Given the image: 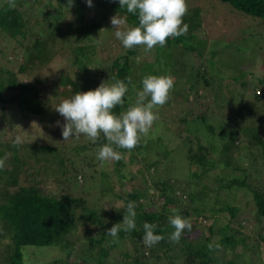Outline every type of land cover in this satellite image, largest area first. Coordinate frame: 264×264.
<instances>
[{
    "label": "trees",
    "instance_id": "16d2710c",
    "mask_svg": "<svg viewBox=\"0 0 264 264\" xmlns=\"http://www.w3.org/2000/svg\"><path fill=\"white\" fill-rule=\"evenodd\" d=\"M220 1L251 17L252 23L257 26L264 25V0ZM67 3L68 0H16V7L10 8L7 0H0V123L6 120L11 109H19L24 118L47 116L55 104L63 101L60 100L62 95L69 99L77 92L96 89L102 82L111 86L117 80H124L128 84L124 105H117L113 109L119 115L135 104L136 92L142 90L141 81L145 76L170 75L176 79V85L178 79L183 81L170 92L167 102V108L181 115L178 119L179 135L186 133V140L191 143L188 133L191 125H197L199 119L205 129L216 133L217 129L208 122L211 117L209 110L205 109L208 106H205V101L201 102L206 98L200 94L201 89L208 92L207 89L213 88V78L218 76L213 73L215 67L208 72L201 61H192L185 66L188 69L184 77L178 74V65L184 63L178 51L180 44L183 37H192L196 32L191 25L194 19L190 10L183 17V24L188 26L186 34L177 37L175 42L173 37L167 40L165 52L171 53L163 55L157 45L154 48L155 60L145 58V64H138L140 53L146 47L125 48L115 36L118 29L111 24V18L118 16L126 25L121 24L119 30L122 26L126 31L138 26V14H130L126 8H121L119 0H92L91 7L87 0H74L71 8L66 7ZM29 16L35 19L38 28L31 25ZM261 36L264 37V34ZM107 43L108 48L105 47ZM203 46L207 47L206 44ZM189 47L194 52V48ZM66 48H69L67 65L58 70L56 76L24 82L26 77L30 79L24 75L28 69L50 65ZM104 49H107L108 58L100 59ZM14 69H18V72ZM251 75L230 79L243 91L236 99L224 101L229 107L225 118L232 115L238 127L231 130L224 126L220 128L224 141L221 145L199 142L196 146H188L186 154L181 152L186 145L177 143L175 146L188 167L199 164L211 168V163H216L221 169L219 190L232 192L244 189L255 205L252 216L230 209L221 238L216 239V226L211 225L208 228L209 236L199 243L193 233L201 220L208 219L207 210H204V205L196 204L201 196L194 191L193 175L190 176L187 168L185 173L178 170L171 173V163H165L177 149H165V166L160 176L157 170L163 160L150 163L147 167H143L145 164L142 165L140 161V157L146 156L150 149L155 146L159 149L170 143L171 138L164 139L157 130L154 131L155 143L150 136H146L131 151L112 145L122 158L114 160L111 173L97 171L95 174L98 178L94 174L92 177L96 189L101 187L99 197L110 192L113 200L120 199L124 205L119 208L103 205L102 209L91 206L89 196L94 194L87 190L92 189L82 186V181L86 177L88 179L91 171L95 172L94 167L99 162L98 150L108 143L103 133L95 143L88 140L80 145L77 142L67 150L64 146L51 143L37 148L21 144L14 146L17 131L12 130L11 140H0V159L6 158L5 167L0 170V264H27L29 251L25 249L32 247L58 248L65 252L66 258L54 259L48 264H80L71 261L76 246L80 244H84L82 249L87 251L80 261L82 264H89L88 258L95 264H107L112 259L115 262L117 257L120 264H226L218 258V248L237 247L238 232L249 233V230L252 231L250 238L256 236V244L243 245L241 249L244 254H238L237 261L228 263L241 264L238 260L248 251H252L253 259H260L261 254L264 256V79L249 80ZM197 108L201 109V113ZM166 123L165 120L161 122ZM153 129L155 124L150 130ZM167 131L171 132L169 129ZM128 154L131 160L126 164ZM135 161L139 163L135 164ZM117 176L120 177L119 181L116 180ZM137 177L143 178V186L141 191L132 193L126 188L132 186L134 189L130 181ZM116 185L123 191L122 194L115 191ZM78 188L82 189V195H77L81 193ZM215 194L223 199L224 195L221 196L218 190ZM130 201L135 202L136 228L127 233L121 230L117 238H113L106 231L123 222ZM175 214L189 220L192 225L191 231L185 230L178 243L169 241L174 228L170 226L168 217ZM145 222L156 224L154 234L163 237L152 247H147L142 240ZM8 235L10 243H1ZM260 248L262 253L257 255L255 252Z\"/></svg>",
    "mask_w": 264,
    "mask_h": 264
},
{
    "label": "rangeland",
    "instance_id": "374dc122",
    "mask_svg": "<svg viewBox=\"0 0 264 264\" xmlns=\"http://www.w3.org/2000/svg\"><path fill=\"white\" fill-rule=\"evenodd\" d=\"M186 2L188 10L192 12V18L194 19L191 21V25H193L196 32L192 37H183V40L180 44L181 47L178 49V51L181 52V61L185 64L182 63L181 66L180 64L178 65V74L184 77L186 70L188 69L185 66H188L192 61L193 63H198L201 61V65H204L208 72H211L210 69L214 66L215 69L213 73L225 79V81H221L218 76H214L213 88L207 89L209 90L208 92H206V89L200 90L201 96L206 98V100H201V102H206L204 104L208 107L205 109H208L211 113V117L208 122L212 124V126H214L217 130L215 134L209 132L204 128V123L201 121V119H199L197 120L198 122L196 121L197 125H191L192 129L188 134L191 135L192 142L189 143V141L186 140V133H181V135H179L180 130L178 119L181 117V115H177V111L167 108L168 104L166 103L163 107L156 110L158 119L154 122L155 129L150 130L147 136H150L155 143L157 139L154 134L157 130L162 133L164 139L170 137L171 141L166 146L159 147V149H157L158 146H155L154 149H150L146 153V156L142 155V157H140V161L142 162V165L145 164L143 167H147L150 163H153L157 160H163L166 148L172 147L173 149H177V151L171 157H169L166 162L163 160V162L158 166L157 175H161L165 163H171V173L176 170H178L179 173H185V168H187L190 176L193 175V189L199 196H201L196 204L199 206L200 204L202 206L204 205V210H207L206 217L208 219L201 220L196 231L193 233L194 238L197 239L199 243H202L205 238L209 236L208 228L211 225L216 226V239L221 238L222 234L224 233V225L228 223V219L226 217H228V212L230 209L238 210L239 212H245L247 213V216H252L251 212L255 210V205L244 189H237L232 192H228L227 190H219L221 169L217 167L216 163H211V168L207 167V165L200 166L199 164H191L188 167V163L183 159L179 148H177L175 144L181 143L186 145L183 146L184 151H181L184 154H186V149L188 146H196L199 142H202L203 144L213 142L221 145L224 141L221 136L220 128L224 126L228 130H231L238 127V124L232 120V115L225 118L226 110L229 111V107H227L224 101L228 102L232 98L236 99V96H239L243 91L238 85H235L236 82L230 81V79L232 80L233 78L237 77L241 78L242 76L246 75L248 77L250 73L252 75L249 77V80L253 79L258 81V79H264V37L261 36V34H264V25L261 27L257 26L256 23H252L251 17L239 12L220 0H186ZM25 4L29 3L25 2ZM25 7L27 8V6ZM197 11L200 12L199 15L196 14ZM28 21H30L32 26H37V23L33 17L29 16ZM123 25L126 26L124 23ZM121 31H125L124 27L122 26ZM199 31L202 32L199 33ZM176 39L177 37H173L174 42ZM108 44L109 43H107L105 47L108 48ZM205 44L207 45L206 48L203 46ZM189 46L194 48V52L193 50H189ZM164 47L159 46L158 48L161 49L163 55L168 56V54L171 52H165ZM154 48L151 50H145L147 52L141 49V51L144 52L140 53L141 55L137 60L138 64H145V58H148V61H154ZM204 48L206 50L204 52L205 54L203 53ZM68 53L69 48H66L61 51V56L58 55V57H56L50 65L35 67L33 70L28 69L24 75L28 76L30 79L26 77L24 82L33 80V78H43L45 76L53 78L57 75L58 70L64 69L67 65L66 56ZM107 54V49H104L100 54V59H107ZM208 55L209 57H207ZM213 57H215V59H213ZM24 63H26V61ZM14 70L18 72V69ZM177 81L178 83L176 85V79L174 80L173 90L178 88L179 83H183L181 79H178ZM185 88H187V86ZM198 89L199 87L197 90ZM234 89L237 91L233 92ZM62 97L63 98H60V100H65V98L67 99L66 95H62ZM56 106L57 104L51 108L50 113L47 116H27V118L22 117L19 109H11L9 114L7 113L8 115L6 116V120L0 123V140L4 142L11 140V131L13 130L15 132L17 131V136L19 133V137H21L22 140L21 145L31 148H37L38 146H41L45 143H51L54 146H64L67 150H69L72 149V147H74L77 142H79L80 145L87 143L88 139L84 135H81L78 139L72 138L67 141L63 140L62 129L60 125L64 124L65 121L63 117L55 111ZM184 107H186V105H184ZM201 108L204 110V107ZM200 110L201 109H198V113H201ZM163 120H165L167 123L161 124ZM168 129L171 130L170 133H168ZM254 151L256 152V148ZM130 160L131 158L128 154L125 158L126 164H128ZM113 163L114 160L104 162L103 164H101L100 161L97 162L96 166L94 167L95 172L93 173V171H91L88 179L86 177L82 181V186L92 189L87 190L90 192V194L93 193L95 195L89 196L90 204L93 208L102 209L103 205L110 208H119L123 207L124 205V202L120 199L113 200L111 197L112 193L110 192L106 193L103 197H99L98 192L100 191L101 187H97L96 189L94 186L95 179L92 177V174H94V177L98 178V175L96 176L95 174L98 173L97 171L104 172L106 174L111 173L113 169ZM138 163L139 161H135V164ZM136 169L138 170V168ZM137 170L134 171L137 172ZM127 174L130 175L129 172H127ZM116 180L119 181L120 177L117 176ZM142 181V177L132 178L130 185H133L135 188L133 189L131 186L126 189L132 193L138 190L141 191V186H143ZM53 184L54 183L51 185ZM105 188L107 187H103V189ZM114 188L118 194H122L123 191L120 190L117 185ZM77 190L81 192L77 193V195H82V189L78 188ZM217 190L221 196L224 195L222 197L223 199H220L221 197L219 198L215 196V192ZM214 214H216V217H213ZM243 215H240V217H243ZM193 219H196V217H193ZM249 231V233H247V231L238 232L239 245H237V247L222 246L218 248L216 251L218 258L226 262V264H229L228 261L239 259L238 256L244 254L241 249L243 245L248 244L250 246H254V244H256V236L254 238H250L249 235L252 231ZM9 237L10 236L8 235L4 240H1V243L9 244L11 241V238ZM84 247V244L76 246L74 250L75 253L71 258V261L82 264L80 261L82 257H85L87 254V251L82 249ZM25 250L26 252L29 251V256L26 257L27 264H48L54 259L66 258L65 252L59 250L58 248L32 247ZM76 253L79 255H76ZM255 253L260 255L262 253V248L258 249ZM247 254L249 255L248 258ZM251 254H253L252 251L246 252V255H242L238 262L240 261L241 264H264V256L262 254L260 259L251 258ZM91 260V258H88L87 261L90 262L89 264H95L91 262ZM107 264H120V258L117 257L115 262L112 259ZM234 264L238 263L235 262Z\"/></svg>",
    "mask_w": 264,
    "mask_h": 264
},
{
    "label": "clouds",
    "instance_id": "9594fccd",
    "mask_svg": "<svg viewBox=\"0 0 264 264\" xmlns=\"http://www.w3.org/2000/svg\"><path fill=\"white\" fill-rule=\"evenodd\" d=\"M7 3L10 8L16 7V0H7ZM87 4L91 7L92 0H87ZM119 4L121 8H126L128 13L138 14V26L126 31L119 30L120 25L124 23L120 17L111 18L113 28L118 29L115 32L116 38L127 49L140 45L145 46L146 50H151L157 45L164 47L168 38L187 32L188 26L183 24V17L188 11L186 0H119ZM73 6L74 0H68L66 7ZM141 83L142 90L136 92L135 104L119 115H116L113 109L117 105H124L123 98L128 91V84L124 80H117L111 86L102 82L94 90L77 92L69 99L63 100L55 108L65 121L60 125L63 140L78 139L84 135L95 143L103 133L108 143L98 150L97 159L101 162L119 161L122 157L112 145L129 151L137 147L158 119L156 110L168 102L170 92L174 88V78L170 75H147ZM21 143V137L17 136L14 146ZM5 159H0V170L5 167ZM135 217V202L130 201L123 222L107 229V234L117 238L121 230L131 232L136 228ZM168 222L174 228V232L169 236L172 243H178L183 232L191 231L192 228L191 222L179 214L169 215ZM156 227L154 223L143 224L142 240L147 247H152L163 239L162 236L154 234Z\"/></svg>",
    "mask_w": 264,
    "mask_h": 264
}]
</instances>
